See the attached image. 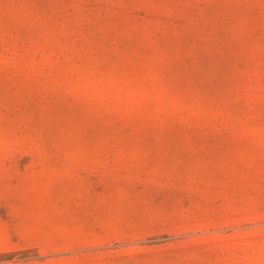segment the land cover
Masks as SVG:
<instances>
[{"label":"rangeland","instance_id":"obj_1","mask_svg":"<svg viewBox=\"0 0 264 264\" xmlns=\"http://www.w3.org/2000/svg\"><path fill=\"white\" fill-rule=\"evenodd\" d=\"M0 264H264V0H0Z\"/></svg>","mask_w":264,"mask_h":264}]
</instances>
